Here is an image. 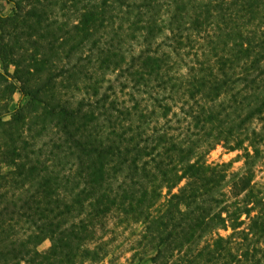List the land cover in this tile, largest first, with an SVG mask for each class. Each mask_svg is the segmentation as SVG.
Segmentation results:
<instances>
[{
  "label": "trees",
  "instance_id": "trees-1",
  "mask_svg": "<svg viewBox=\"0 0 264 264\" xmlns=\"http://www.w3.org/2000/svg\"><path fill=\"white\" fill-rule=\"evenodd\" d=\"M6 1L0 264H264V0Z\"/></svg>",
  "mask_w": 264,
  "mask_h": 264
},
{
  "label": "rangeland",
  "instance_id": "rangeland-1",
  "mask_svg": "<svg viewBox=\"0 0 264 264\" xmlns=\"http://www.w3.org/2000/svg\"><path fill=\"white\" fill-rule=\"evenodd\" d=\"M13 3H8L6 0H0V17L3 14L11 12ZM15 67L9 68L13 73ZM0 70L5 72L4 65L0 59ZM10 78V77H9ZM6 83H3L0 87V114H4L6 119L13 116L16 110L21 105H24L27 101V97L20 91L19 88L13 91L12 88H6ZM8 85V83H7ZM243 150L231 151L222 145L217 146L211 153L207 155L208 162H231L234 170H238L244 164ZM256 180L264 181V162H259L256 171ZM141 228V224L136 225H124L117 227L116 231L111 235L108 234L111 248L110 254L100 262L99 264H138L142 257L146 256L138 253L133 257L135 253V247L138 246V232ZM227 233V232H224ZM51 245L50 240H46L40 245L41 250L47 249ZM142 264H151L148 259H145Z\"/></svg>",
  "mask_w": 264,
  "mask_h": 264
}]
</instances>
